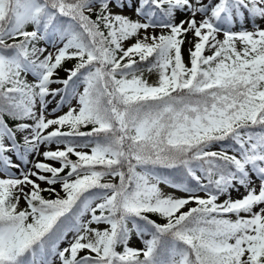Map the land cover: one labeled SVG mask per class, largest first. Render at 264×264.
I'll return each mask as SVG.
<instances>
[{
    "label": "snow or ice",
    "instance_id": "1",
    "mask_svg": "<svg viewBox=\"0 0 264 264\" xmlns=\"http://www.w3.org/2000/svg\"><path fill=\"white\" fill-rule=\"evenodd\" d=\"M0 264H264V0H0Z\"/></svg>",
    "mask_w": 264,
    "mask_h": 264
},
{
    "label": "rangeland",
    "instance_id": "2",
    "mask_svg": "<svg viewBox=\"0 0 264 264\" xmlns=\"http://www.w3.org/2000/svg\"><path fill=\"white\" fill-rule=\"evenodd\" d=\"M186 47H187V46H186ZM61 75H63V73H61ZM146 75H147V74H146ZM149 79H155V76H150ZM57 99H59V98H57ZM55 106H56V101L53 100L52 103L50 104V108H51V107H55ZM166 190H169V191H170V189H166ZM233 195L235 196L236 194L234 193ZM133 242L135 243V240H134Z\"/></svg>",
    "mask_w": 264,
    "mask_h": 264
}]
</instances>
